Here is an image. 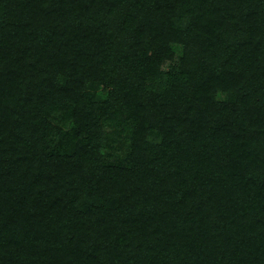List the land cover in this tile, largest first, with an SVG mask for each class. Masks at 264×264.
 Returning <instances> with one entry per match:
<instances>
[{
  "label": "trees",
  "instance_id": "trees-1",
  "mask_svg": "<svg viewBox=\"0 0 264 264\" xmlns=\"http://www.w3.org/2000/svg\"><path fill=\"white\" fill-rule=\"evenodd\" d=\"M0 264H264V0H0Z\"/></svg>",
  "mask_w": 264,
  "mask_h": 264
}]
</instances>
